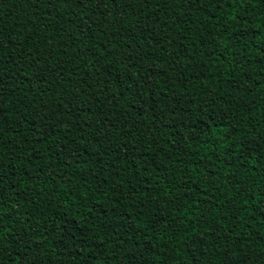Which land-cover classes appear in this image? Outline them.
<instances>
[{"label": "trees", "instance_id": "obj_1", "mask_svg": "<svg viewBox=\"0 0 264 264\" xmlns=\"http://www.w3.org/2000/svg\"><path fill=\"white\" fill-rule=\"evenodd\" d=\"M0 264H264V0H0Z\"/></svg>", "mask_w": 264, "mask_h": 264}, {"label": "snow or ice", "instance_id": "obj_2", "mask_svg": "<svg viewBox=\"0 0 264 264\" xmlns=\"http://www.w3.org/2000/svg\"><path fill=\"white\" fill-rule=\"evenodd\" d=\"M228 2L232 5H235L237 3V0H228ZM240 3H244L245 0H239Z\"/></svg>", "mask_w": 264, "mask_h": 264}]
</instances>
